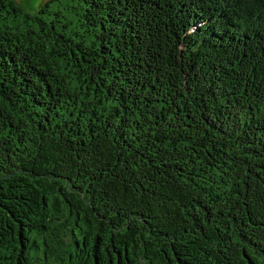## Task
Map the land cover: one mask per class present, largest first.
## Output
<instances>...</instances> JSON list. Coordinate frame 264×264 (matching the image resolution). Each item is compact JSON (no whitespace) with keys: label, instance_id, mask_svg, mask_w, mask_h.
Segmentation results:
<instances>
[{"label":"trees","instance_id":"1","mask_svg":"<svg viewBox=\"0 0 264 264\" xmlns=\"http://www.w3.org/2000/svg\"><path fill=\"white\" fill-rule=\"evenodd\" d=\"M0 0V264H264V0Z\"/></svg>","mask_w":264,"mask_h":264},{"label":"rangeland","instance_id":"2","mask_svg":"<svg viewBox=\"0 0 264 264\" xmlns=\"http://www.w3.org/2000/svg\"><path fill=\"white\" fill-rule=\"evenodd\" d=\"M16 1L27 10L33 11L39 5V3H42L45 0H16ZM64 5H65L64 0H54L50 8L52 10L59 9L60 11H63Z\"/></svg>","mask_w":264,"mask_h":264}]
</instances>
